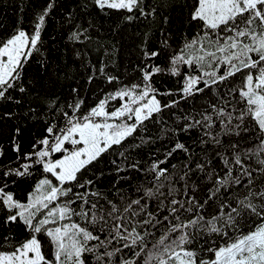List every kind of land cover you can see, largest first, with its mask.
<instances>
[{
	"label": "snow or ice",
	"instance_id": "1",
	"mask_svg": "<svg viewBox=\"0 0 264 264\" xmlns=\"http://www.w3.org/2000/svg\"><path fill=\"white\" fill-rule=\"evenodd\" d=\"M33 4L0 25V264H264V0Z\"/></svg>",
	"mask_w": 264,
	"mask_h": 264
},
{
	"label": "trees",
	"instance_id": "2",
	"mask_svg": "<svg viewBox=\"0 0 264 264\" xmlns=\"http://www.w3.org/2000/svg\"><path fill=\"white\" fill-rule=\"evenodd\" d=\"M36 2L38 3L39 0H36ZM32 3V0H0V25L4 26V30L5 31H11L15 26H16V21L17 18L20 16L24 17V23L28 24L29 22V18L32 16L33 14V10L35 8V4L32 5V7H28V5ZM24 7V12L21 13L20 12V8ZM51 24L52 26L56 29L59 30L60 27V15H54V17L51 20ZM51 32V29L49 30ZM55 34V33H53ZM45 39L47 40V35L45 36ZM102 43H105L109 40L112 39L111 34L110 33H104V35L100 38ZM58 46L61 48V50L63 51V44L66 41H61L59 40L58 37ZM106 46H108L106 44ZM133 45L131 44V41L129 40L128 42H126V47L130 48ZM102 55V53H98L96 51H89V56L91 58L95 59H99L100 56ZM126 55V54H125ZM125 55H121L118 54L116 59L118 64L124 65L127 67L128 69V73L131 74V68L133 66V62L135 61V57L132 56L130 59H126ZM121 71H123V68H121ZM81 85H83L85 88H92V91H85L84 95L85 98L91 102L93 100V94L96 91V86L95 85H85L84 81L81 80L80 81ZM99 83V82H98ZM157 86L159 87H172L173 86V82L171 80L165 79L164 81H161ZM106 90H111L106 89ZM152 134L155 136L157 135L156 129H152ZM164 143H167L166 138L164 139ZM161 145L158 142L157 145L155 146L156 148H159ZM147 150V149H146ZM172 163H177L176 160H173ZM10 190H16L17 194L20 198H23V189H11ZM108 188H105V191H107Z\"/></svg>",
	"mask_w": 264,
	"mask_h": 264
}]
</instances>
